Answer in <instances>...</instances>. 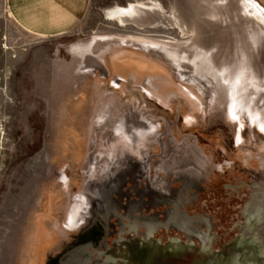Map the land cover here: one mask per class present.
Instances as JSON below:
<instances>
[{
	"label": "rangeland",
	"instance_id": "obj_1",
	"mask_svg": "<svg viewBox=\"0 0 264 264\" xmlns=\"http://www.w3.org/2000/svg\"><path fill=\"white\" fill-rule=\"evenodd\" d=\"M212 3L89 0L42 37L0 0V264H264V0H226L235 25L205 22L189 60L163 51L191 38L108 16L152 4L194 29ZM96 42L99 71L78 54ZM121 50L171 77L137 82L107 57Z\"/></svg>",
	"mask_w": 264,
	"mask_h": 264
},
{
	"label": "bare ground",
	"instance_id": "obj_2",
	"mask_svg": "<svg viewBox=\"0 0 264 264\" xmlns=\"http://www.w3.org/2000/svg\"><path fill=\"white\" fill-rule=\"evenodd\" d=\"M213 1H215V3L207 4L208 8L206 10L207 11L206 13L203 12V14H198V19H196L194 21H191L189 19V21L195 25V28L193 27L194 29H191L188 26H186V22L183 21V18L178 16L176 13L169 15L165 12L164 8H162L161 6L152 5V4L131 5L128 9L116 8L115 10L110 11L108 16H109L110 21H114V22L119 23V25L121 27H126V26L131 25V26H134L136 28H143V27L147 26L148 24L149 25L151 24V26L148 28L153 29V28L163 27L166 30L173 29L175 31H178V33L181 36H183V38H185V37L191 38V40L188 43V47H185L184 48L185 50L183 52L177 51L178 48L172 49L170 47L169 48L171 49V51L170 50L169 51H163V53L165 55H167V57L170 60H174L177 55L181 56V54H183L185 56L187 55V57H188L187 60H189V57H191V59L197 58L198 54H200L203 50H205V46L208 47V49H209V46H207L206 43L208 42V39H209L208 36H210L209 35L210 33L208 32V30L209 29L212 30V26H210L209 29H206L205 25H206L207 21H209L211 24H213V28H216L215 30L218 31L220 37L224 36V35H222V33L225 34V32H226V31H224L225 28L230 27V26L233 27L236 23L237 13H236V10L234 7L228 6L226 4V0H213ZM195 5H197V4H195ZM197 12L198 11H196V13ZM246 12H247V10H246ZM188 15L191 19L194 18L193 14L189 13ZM202 17H204V19ZM202 20H203V22L201 24ZM147 22H148V24H146ZM217 31H215V32H217ZM213 37H214V34H213L212 38ZM206 38H208L207 41H206ZM204 39H205V44L203 43ZM97 44L98 43L96 42L91 47H89L88 50L86 49L87 52H84L85 50L78 52V54H81L83 56V59L85 61L84 67L87 68V67H90L91 65H93V66H91V70H94V71H97V70L99 71L101 69V67L99 66V64L97 62V57H98V55H100L102 52L105 51V50H101V49L98 50L99 46H97ZM152 45H155V44H152ZM155 46H157V47L161 46L164 48L163 45H155ZM133 47H135V46H133ZM148 49H150V48H148ZM83 53H85V54H83ZM209 53H211V51L208 52L207 54L209 55ZM88 61H90V63H92V64H87ZM137 61L140 63H143V64H145V63L149 64V62H148L149 60L147 61L146 58L143 59L142 57H140ZM189 64H191V62ZM108 66L110 67L111 65H108ZM206 66L208 69L213 70V67L215 65L212 62H210V60H208L206 62ZM115 67H116V65H115ZM222 67L227 68L224 65ZM179 68H181V67H179ZM156 69H158V68H156ZM181 70H182V68H181ZM181 70L179 69V71H181ZM158 71H160V70H158ZM161 72H163V71H161ZM181 72H182L181 74H183V71H181ZM186 72H187V69H186ZM104 73H106V72H104ZM184 73H185V71H184ZM221 79H223V76H221ZM222 82H223V80H221V83ZM224 264H242V263L238 262L236 259H234V261L231 262V259L226 258L224 261Z\"/></svg>",
	"mask_w": 264,
	"mask_h": 264
},
{
	"label": "crops",
	"instance_id": "obj_3",
	"mask_svg": "<svg viewBox=\"0 0 264 264\" xmlns=\"http://www.w3.org/2000/svg\"><path fill=\"white\" fill-rule=\"evenodd\" d=\"M88 3L89 0H7L8 11L13 20L28 33L42 37L56 36L73 29L83 18ZM121 51L118 56L107 57H110V61L119 62L126 74H135L137 82L146 72L155 73L157 77H171L169 70L159 62L137 52ZM107 57L104 59L106 73H117L124 77L126 74H121L108 66ZM140 57L149 60L151 65L162 67L165 74L150 69L152 67H141L137 62Z\"/></svg>",
	"mask_w": 264,
	"mask_h": 264
}]
</instances>
